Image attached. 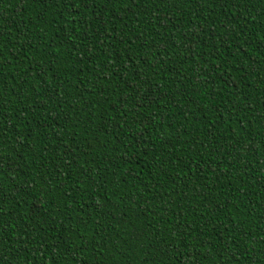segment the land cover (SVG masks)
Listing matches in <instances>:
<instances>
[{"label":"trees","instance_id":"16d2710c","mask_svg":"<svg viewBox=\"0 0 264 264\" xmlns=\"http://www.w3.org/2000/svg\"><path fill=\"white\" fill-rule=\"evenodd\" d=\"M0 264H264V0H0Z\"/></svg>","mask_w":264,"mask_h":264}]
</instances>
